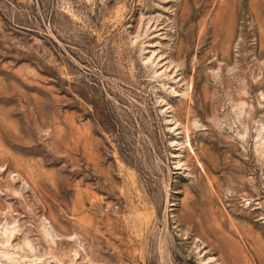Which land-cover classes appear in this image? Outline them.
Returning <instances> with one entry per match:
<instances>
[{"label":"rangeland","instance_id":"rangeland-1","mask_svg":"<svg viewBox=\"0 0 264 264\" xmlns=\"http://www.w3.org/2000/svg\"><path fill=\"white\" fill-rule=\"evenodd\" d=\"M0 264H264V0H0Z\"/></svg>","mask_w":264,"mask_h":264}]
</instances>
